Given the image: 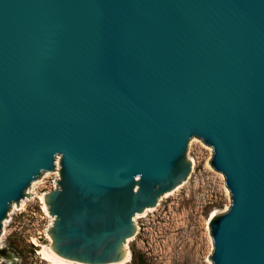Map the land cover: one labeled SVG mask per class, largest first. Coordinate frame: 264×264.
Instances as JSON below:
<instances>
[{
    "label": "water",
    "instance_id": "95a60500",
    "mask_svg": "<svg viewBox=\"0 0 264 264\" xmlns=\"http://www.w3.org/2000/svg\"><path fill=\"white\" fill-rule=\"evenodd\" d=\"M213 149V264H264V0H0V235L43 172L54 254L121 263Z\"/></svg>",
    "mask_w": 264,
    "mask_h": 264
},
{
    "label": "rangeland",
    "instance_id": "374dc122",
    "mask_svg": "<svg viewBox=\"0 0 264 264\" xmlns=\"http://www.w3.org/2000/svg\"><path fill=\"white\" fill-rule=\"evenodd\" d=\"M188 151L192 171L187 180L161 196L153 210L136 217L137 233L128 242L131 260L126 264H213L210 218L229 206L231 192L225 175L211 165V146L193 139ZM60 169L57 165L43 172L26 190L28 195L13 203L0 235V264H51L41 253L53 243L47 233L55 219L45 195L58 187Z\"/></svg>",
    "mask_w": 264,
    "mask_h": 264
},
{
    "label": "bare ground",
    "instance_id": "6f19581e",
    "mask_svg": "<svg viewBox=\"0 0 264 264\" xmlns=\"http://www.w3.org/2000/svg\"><path fill=\"white\" fill-rule=\"evenodd\" d=\"M56 160H57L56 166H57V165L59 166V165H60L59 156L56 158ZM175 189H176V188H175ZM175 189L172 190V192H168V193H169V194H170V193H173V192L175 191ZM167 195H168V194H167ZM24 201H25V200H24ZM150 210H153V207H152V208H147V209H145L144 212L137 214L136 217L141 216V215H145V214H146L148 211H150ZM214 215H216V213H212L211 218H212ZM136 217H135V220H136ZM211 218H210V219H211ZM5 223H7V221H6ZM131 239H132V238H131ZM131 239H129V241H130ZM36 242H37V241H36ZM37 244H39V243H37ZM126 252H127V257L124 259L123 262H121V263H110V264H126L127 262H129V261L131 260V252H130L129 249H128V244H127V246H126ZM41 253L43 254V258H44L45 260L49 261L51 264H78V263H74V262H71V261L65 260L64 258H62V257H60V256H58V255H56V254H54L53 251H52V249H51V247H44V249L41 250Z\"/></svg>",
    "mask_w": 264,
    "mask_h": 264
},
{
    "label": "trees",
    "instance_id": "16d2710c",
    "mask_svg": "<svg viewBox=\"0 0 264 264\" xmlns=\"http://www.w3.org/2000/svg\"><path fill=\"white\" fill-rule=\"evenodd\" d=\"M139 264H143L142 262H140Z\"/></svg>",
    "mask_w": 264,
    "mask_h": 264
}]
</instances>
